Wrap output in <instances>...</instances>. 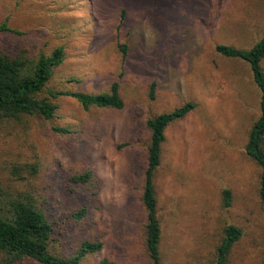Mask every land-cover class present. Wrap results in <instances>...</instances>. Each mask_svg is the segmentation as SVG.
I'll use <instances>...</instances> for the list:
<instances>
[{
	"label": "rangeland",
	"instance_id": "374dc122",
	"mask_svg": "<svg viewBox=\"0 0 264 264\" xmlns=\"http://www.w3.org/2000/svg\"><path fill=\"white\" fill-rule=\"evenodd\" d=\"M2 22L13 30L0 32V52L65 50L42 94L59 105L55 117L0 118V184L45 209L53 253L71 256L85 240L101 241L83 264H150L141 202L147 121L193 102L167 126L155 177L161 264H216L228 224L243 235L227 264H264L261 168L246 153L261 90L247 61L215 50L250 49L264 36V0H0ZM114 80L122 109L86 110L50 94L106 92ZM90 170L91 181H72ZM83 207L82 217L74 215Z\"/></svg>",
	"mask_w": 264,
	"mask_h": 264
},
{
	"label": "trees",
	"instance_id": "16d2710c",
	"mask_svg": "<svg viewBox=\"0 0 264 264\" xmlns=\"http://www.w3.org/2000/svg\"><path fill=\"white\" fill-rule=\"evenodd\" d=\"M13 30L6 23L0 24V32ZM123 55H127V45L119 44ZM215 50L227 57L242 58L252 69L254 81L261 90L260 116L253 122L246 144L248 157L260 168L259 197L264 207V36L250 49L228 44H218ZM63 46H58L52 54L40 51L30 54L27 51L10 54L0 52V118L20 120L26 115L39 114L46 119L55 117L59 105L48 96H43L48 83L54 77L55 68L65 60ZM154 83L151 96H155ZM52 97L70 96L75 98L84 109L91 106L122 109L124 101L120 94V82L114 80L106 92H74L70 90L50 91ZM194 107L193 102L164 112L148 119L150 129L144 169L141 202L146 212L144 238L150 264H161V241L163 225L159 214V199L155 177L162 161V145L166 140L165 130L174 120L183 118ZM61 132H69L65 127H54ZM93 171H86L71 177L73 182L91 181ZM232 191L222 190V203L229 206ZM85 213V207L78 210V217ZM53 222L44 208L29 195H14L0 184V264H22L25 259L40 264H83L82 258L89 252L100 251L101 241L85 240L79 252L64 256L53 253L50 243L53 238ZM243 229L228 224L217 247L216 264H227L234 245L241 239ZM99 264H115L103 258Z\"/></svg>",
	"mask_w": 264,
	"mask_h": 264
}]
</instances>
